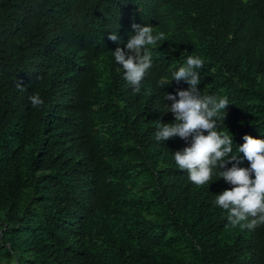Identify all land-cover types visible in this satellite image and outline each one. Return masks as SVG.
Masks as SVG:
<instances>
[{
  "label": "trees",
  "instance_id": "1",
  "mask_svg": "<svg viewBox=\"0 0 264 264\" xmlns=\"http://www.w3.org/2000/svg\"><path fill=\"white\" fill-rule=\"evenodd\" d=\"M132 22L164 33L138 93L111 53ZM186 55L233 151L264 138V0H0V264H264V223L228 222L217 170L196 185L187 141L154 139Z\"/></svg>",
  "mask_w": 264,
  "mask_h": 264
},
{
  "label": "clouds",
  "instance_id": "2",
  "mask_svg": "<svg viewBox=\"0 0 264 264\" xmlns=\"http://www.w3.org/2000/svg\"><path fill=\"white\" fill-rule=\"evenodd\" d=\"M131 28L133 31L123 47L117 43L111 53L126 83L138 93L153 64L149 46L157 45L164 33L154 32L148 23L132 22ZM108 39L119 42L121 37L116 31H110ZM203 63L199 55H186L170 72V78L163 77L156 82L160 90L170 81H183L187 87L174 92L162 91L163 111L170 112L173 119L155 122L154 139L164 142L179 137L187 141L185 146L172 151L176 166L186 170L188 179L196 185L208 183L217 170V177L223 178L229 187L216 193L213 203L226 210V218L232 225L240 224L251 230L264 223V138L245 133L233 151L229 131L219 130L229 99L226 95L201 92L199 69ZM29 100L33 106L43 103L38 94L31 95Z\"/></svg>",
  "mask_w": 264,
  "mask_h": 264
}]
</instances>
